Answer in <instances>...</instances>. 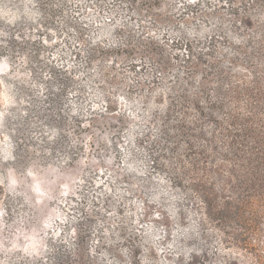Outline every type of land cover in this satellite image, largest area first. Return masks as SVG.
I'll return each instance as SVG.
<instances>
[{"label": "rangeland", "instance_id": "374dc122", "mask_svg": "<svg viewBox=\"0 0 264 264\" xmlns=\"http://www.w3.org/2000/svg\"><path fill=\"white\" fill-rule=\"evenodd\" d=\"M0 264H264V0H0Z\"/></svg>", "mask_w": 264, "mask_h": 264}, {"label": "trees", "instance_id": "16d2710c", "mask_svg": "<svg viewBox=\"0 0 264 264\" xmlns=\"http://www.w3.org/2000/svg\"><path fill=\"white\" fill-rule=\"evenodd\" d=\"M143 36H144L145 38L150 39V34H149L148 32H145V34H144ZM40 187H41V184H40V183H37V188L40 189Z\"/></svg>", "mask_w": 264, "mask_h": 264}]
</instances>
